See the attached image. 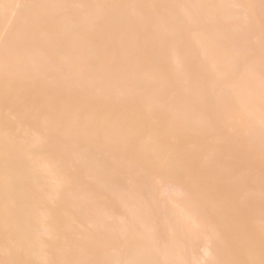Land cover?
<instances>
[{"label": "bare ground", "instance_id": "1", "mask_svg": "<svg viewBox=\"0 0 264 264\" xmlns=\"http://www.w3.org/2000/svg\"><path fill=\"white\" fill-rule=\"evenodd\" d=\"M35 2L227 6L236 3L259 5L260 0H0V4ZM50 11L57 14L60 10ZM92 12H107L110 19L99 38L91 44L74 40L70 32L57 35L53 31L25 45L16 39L22 26L21 18H13L10 12L5 14L0 10V37L4 38L0 42V259L4 258L6 220L9 231L26 242L25 251L19 258L38 261L49 258V251L57 246V242L48 239L50 231L62 232L70 228L78 234L79 225L90 222L89 199L94 200L97 212L114 213L118 219L127 217L126 223H134L128 214V198L121 193L127 180L123 176L115 183L107 178L97 179L94 171L79 162L78 144L68 142L63 149L50 147L48 152H54L56 156L51 162L45 152L37 156L30 168L20 169L14 163L21 155V141L32 142L29 128L47 126L55 135L60 109L69 106L75 111L88 107L90 114H95L91 93L86 88L73 86L82 82H69L68 87L61 88L42 77L54 67L49 58L55 64H74L80 56L93 55L97 51L114 58L120 74L112 77L110 68L103 67L89 78L102 72L105 78L115 81L126 97L121 106L102 116L109 122L106 129L109 140L119 141L141 113L147 125L145 139L155 132L151 126L153 120L159 118L164 123L169 122V117L162 113L176 114L186 125L169 157L165 179L174 177L177 181L171 191L158 187L152 175L146 173L139 157L114 154L124 173L142 179L149 187L144 196L141 222L137 226L145 236L155 231L167 242L168 248L161 258L204 264L209 240L196 227L204 223L214 226L232 245L226 249L213 238V255L219 252L223 259L243 258L239 245L247 236H254L258 258L264 215L259 105L257 103L254 150L244 136H205L198 131L210 105H218L226 119L239 123L244 119L239 98L245 97L250 87L254 88L257 97L259 95L258 71L255 77L244 76L233 87H221L217 83V69L228 71L231 67L230 54L236 50L246 51L243 25L227 22L238 14L237 10L229 7L208 10L209 16L219 15L225 21L211 32L174 24L175 20L185 16V10L179 7L73 8L68 11V16L84 18ZM146 20L149 21L147 24ZM173 27L174 31H171ZM258 36L257 26L253 34V59L257 70L260 61ZM209 39L218 41L221 47L206 53ZM6 70L17 81V87L7 98L4 90ZM57 79H62V74H58ZM232 97H237L236 103L229 102ZM82 142L94 144L95 137L89 131L82 137ZM151 150L152 145L147 144L140 152L147 156ZM130 161L134 163L129 173ZM62 175H73L74 182L62 185ZM87 188L92 189L90 196L85 192ZM192 189L206 191L208 195L194 199L187 194Z\"/></svg>", "mask_w": 264, "mask_h": 264}, {"label": "snow or ice", "instance_id": "2", "mask_svg": "<svg viewBox=\"0 0 264 264\" xmlns=\"http://www.w3.org/2000/svg\"><path fill=\"white\" fill-rule=\"evenodd\" d=\"M125 7L136 9L179 7L185 10V16L183 19L175 20L174 24L184 25L190 29L203 32H211L217 25L225 22L222 16L217 15L215 18L209 16L208 10L223 7L237 10L238 14L229 18L227 22L243 25L246 51L236 50L230 54L231 67L228 71L217 69V83L221 87H233L244 76L255 77L258 71L259 95L257 97L254 88L250 87L247 95L239 98L238 104L244 114V119L239 123L226 119L218 105H210L198 131L205 136H244L249 139L250 147L254 150L253 138L257 130L256 111L258 103L261 199L264 202V0H260L259 5L236 3L227 6L195 3L179 5H69L41 2L0 4V10H3L5 14L10 12L13 18H21L22 26L17 32L16 39L25 45L32 44L40 36L53 31L57 35L70 32L74 40L80 41L84 45L91 44L101 35L103 26L110 19L109 14L107 12L103 14L92 12L81 18L69 17L68 11L73 8L108 10ZM257 8L259 9L258 14ZM53 9L60 11L53 14L50 11ZM148 22L145 21L146 24ZM257 26L260 48L258 70L253 59V34ZM170 30L174 31V27ZM3 41L4 38L0 37V42ZM220 47L218 41L209 39L206 45V53L211 49ZM49 62L53 63L54 67L52 71L46 72L42 79L54 81L57 87L61 88L68 87L69 82H82L73 86L77 89L86 88L91 93L90 100L94 106L95 114H90L88 107H81L73 111L71 107L65 106L58 113L55 135L47 126L29 128L28 132L32 135V142L28 144L21 141V155L15 160V167L30 168L35 164L37 156L48 152L50 147L63 149L68 142L76 143L80 146L79 162L90 171H94L97 179L104 180L107 178L115 183L123 176L127 180V183L121 188V193L128 198V214L134 223L128 224L126 223L127 217L118 219L114 213L97 212L94 200L89 199L90 222L86 225H79L78 234H74L70 228L62 232L50 231L48 239L57 242V246L49 251V258L38 261L19 258L25 251L26 242L24 238L17 237L9 231L6 220L4 258L0 259V264H189L185 261L161 258L168 248L167 242L155 231L150 236H145L144 232L137 226L141 222L144 212V196L149 187L142 179L133 178L124 173L114 155L115 153H126L132 157H139L146 173L152 175V179L158 187L161 190L171 191L175 188L177 181L174 177L165 179V176L175 142L186 128L184 122L176 114L162 113V115L169 117V122L164 123L159 118L153 120L151 126L155 128V132L145 139L144 130L147 125L141 113L119 141H111L106 137L109 122L106 117L102 118V116L107 111L121 106L126 98L125 93L116 86L113 79L105 78L102 72L95 78L89 77L90 74L98 72L103 67L110 68V76L118 77L120 68L115 59L104 55L102 51H97L93 55L80 56L74 64H55L52 58H49ZM58 74H62V79H57ZM15 87H17V81L6 70L4 76L6 98ZM229 102L236 103L237 97H232ZM89 131L95 137L94 144L82 142V137ZM53 140H55V144H53ZM147 144L152 145V150L150 155L143 156L140 149ZM47 159L50 162L55 160V153L48 152ZM132 163L134 161L129 163V173ZM73 182V175L61 176L60 183L62 185H71ZM5 183L6 185L9 183L7 177ZM85 192L90 196L92 189L87 188ZM187 194L194 199L204 198L208 195L206 191L198 189H192ZM196 227L209 240L208 251L206 252L207 259H205L204 264H264V215H262L259 232L258 258L256 255L257 242L254 236H247L240 243L239 248L243 258L223 259L219 252L213 255L211 250L213 238L220 241L226 249L232 247L223 234L209 223L197 224Z\"/></svg>", "mask_w": 264, "mask_h": 264}]
</instances>
